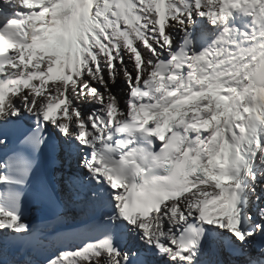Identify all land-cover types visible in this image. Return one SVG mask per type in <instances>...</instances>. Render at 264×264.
Wrapping results in <instances>:
<instances>
[{
	"label": "snow or ice",
	"instance_id": "obj_1",
	"mask_svg": "<svg viewBox=\"0 0 264 264\" xmlns=\"http://www.w3.org/2000/svg\"><path fill=\"white\" fill-rule=\"evenodd\" d=\"M0 150L5 249L55 234L47 152L97 235L44 264H264V0H0Z\"/></svg>",
	"mask_w": 264,
	"mask_h": 264
},
{
	"label": "bare ground",
	"instance_id": "obj_2",
	"mask_svg": "<svg viewBox=\"0 0 264 264\" xmlns=\"http://www.w3.org/2000/svg\"><path fill=\"white\" fill-rule=\"evenodd\" d=\"M129 68H131V64H129ZM121 79L124 80L123 76L121 77ZM126 88H127V85H122V84L118 83L117 81H116L115 85L112 86V91L118 97V99H119V101L121 103V106L124 105V102L127 99ZM94 107H96V106H94ZM63 175H65V174H62V176ZM67 189L70 191V188H65V187H64L63 190H65L64 198H66V200L68 201V204L70 203L67 206L68 208H67V211H66V213L69 216H71L72 213H74L75 215H81L82 213H88V212L92 211V209L90 211H88V209H89L88 207L89 206L86 205V204H85V207L82 208L80 206V204H79V202L81 203V201L80 200H79V202L75 201L77 199H76L75 195L72 193V191H70V196L69 197L66 196L65 194L67 192ZM71 208H74V210L72 211ZM86 216H88V215L82 216V218L79 219V221L80 222L84 221L86 219ZM75 224H78V222L75 223ZM123 236L125 237V235H123ZM127 238H129L131 240L130 237L127 236ZM136 245H138V243H136ZM74 248H76V246L72 245L69 248H67L66 250H71V249H74ZM60 251H62V249H59V248L55 247L52 244L50 246L43 247L40 250V252L42 254L38 253V255H31L28 260H21L20 256H18V258L17 257H9L6 253L2 252V249L0 248V262L7 261V264H44L45 259L47 257H50V256L55 255V254H58ZM233 257L234 256H229L228 254H226L224 252L217 251V257H216L215 261L216 262H222V264H227L228 261L235 260V258H233ZM206 258H208L210 260L211 256L208 255V256H206ZM236 258L238 259V264L243 259L242 257H236Z\"/></svg>",
	"mask_w": 264,
	"mask_h": 264
},
{
	"label": "rangeland",
	"instance_id": "obj_3",
	"mask_svg": "<svg viewBox=\"0 0 264 264\" xmlns=\"http://www.w3.org/2000/svg\"><path fill=\"white\" fill-rule=\"evenodd\" d=\"M123 76V74L121 73V75L117 78V82L122 84V85H125V81L121 79V77ZM95 105H85L86 108H93ZM238 262V261H237Z\"/></svg>",
	"mask_w": 264,
	"mask_h": 264
}]
</instances>
